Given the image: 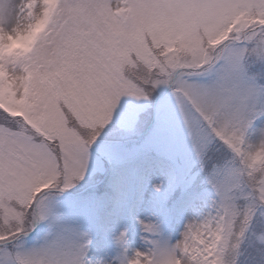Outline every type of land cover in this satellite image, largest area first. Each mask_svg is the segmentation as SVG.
Returning a JSON list of instances; mask_svg holds the SVG:
<instances>
[{"label": "snow or ice", "instance_id": "snow-or-ice-1", "mask_svg": "<svg viewBox=\"0 0 264 264\" xmlns=\"http://www.w3.org/2000/svg\"><path fill=\"white\" fill-rule=\"evenodd\" d=\"M0 264H264V0H0Z\"/></svg>", "mask_w": 264, "mask_h": 264}, {"label": "rangeland", "instance_id": "rangeland-1", "mask_svg": "<svg viewBox=\"0 0 264 264\" xmlns=\"http://www.w3.org/2000/svg\"><path fill=\"white\" fill-rule=\"evenodd\" d=\"M165 91L170 94V89H165ZM199 210H206V207H202ZM190 215H192V213H190L189 216ZM189 216H186L184 219L186 220L187 218H189ZM161 220H162L161 228L164 230L165 234L169 233L173 229L177 231H182L183 221H174L172 223H169V221L165 218H161ZM127 227H128L129 238L132 241L133 245L144 246V242L141 239L142 234L140 231V226L138 224H134L130 222ZM106 243L109 245V250L111 252L115 253L117 251L114 238L109 237Z\"/></svg>", "mask_w": 264, "mask_h": 264}]
</instances>
